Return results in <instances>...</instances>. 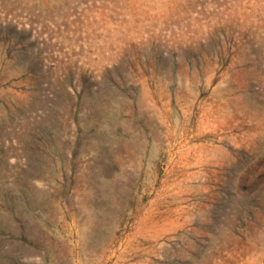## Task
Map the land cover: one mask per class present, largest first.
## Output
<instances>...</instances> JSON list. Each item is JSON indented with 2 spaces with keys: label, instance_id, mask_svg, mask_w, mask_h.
<instances>
[{
  "label": "rangeland",
  "instance_id": "obj_1",
  "mask_svg": "<svg viewBox=\"0 0 264 264\" xmlns=\"http://www.w3.org/2000/svg\"><path fill=\"white\" fill-rule=\"evenodd\" d=\"M0 264H264V0H0Z\"/></svg>",
  "mask_w": 264,
  "mask_h": 264
}]
</instances>
